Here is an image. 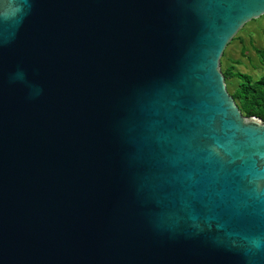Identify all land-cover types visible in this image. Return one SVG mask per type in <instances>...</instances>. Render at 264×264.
I'll use <instances>...</instances> for the list:
<instances>
[{
  "label": "water",
  "instance_id": "1",
  "mask_svg": "<svg viewBox=\"0 0 264 264\" xmlns=\"http://www.w3.org/2000/svg\"><path fill=\"white\" fill-rule=\"evenodd\" d=\"M264 0H0V264H264V122L221 56Z\"/></svg>",
  "mask_w": 264,
  "mask_h": 264
},
{
  "label": "rangeland",
  "instance_id": "2",
  "mask_svg": "<svg viewBox=\"0 0 264 264\" xmlns=\"http://www.w3.org/2000/svg\"><path fill=\"white\" fill-rule=\"evenodd\" d=\"M264 54V15L248 22L224 50V66H233L234 72L250 75L254 80L264 74V62L259 61ZM238 80L227 84L228 93L234 92Z\"/></svg>",
  "mask_w": 264,
  "mask_h": 264
},
{
  "label": "trees",
  "instance_id": "3",
  "mask_svg": "<svg viewBox=\"0 0 264 264\" xmlns=\"http://www.w3.org/2000/svg\"><path fill=\"white\" fill-rule=\"evenodd\" d=\"M223 56H221V70L226 86L230 80H238V86L230 95L234 99L240 112L245 117L255 116L264 122V74L254 80L248 74L234 72L233 66L227 68L224 66ZM259 61L264 62V54H262V58L259 57Z\"/></svg>",
  "mask_w": 264,
  "mask_h": 264
}]
</instances>
